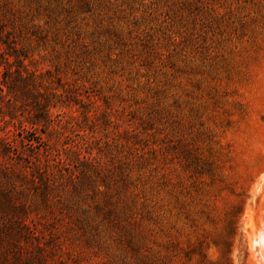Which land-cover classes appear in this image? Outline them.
Here are the masks:
<instances>
[{"label": "rangeland", "instance_id": "1", "mask_svg": "<svg viewBox=\"0 0 264 264\" xmlns=\"http://www.w3.org/2000/svg\"><path fill=\"white\" fill-rule=\"evenodd\" d=\"M0 18L46 93L60 94L41 159L67 172L96 157L112 195L95 212L99 179L79 194L65 186L49 215L0 175V264L20 201L31 203L22 216L46 264L253 263L250 223L264 222V0H0ZM5 105L0 134L19 145L30 112Z\"/></svg>", "mask_w": 264, "mask_h": 264}, {"label": "trees", "instance_id": "2", "mask_svg": "<svg viewBox=\"0 0 264 264\" xmlns=\"http://www.w3.org/2000/svg\"><path fill=\"white\" fill-rule=\"evenodd\" d=\"M17 44L13 31L7 29V23L0 18V67L2 66L0 68V99H5L8 112L16 110L22 113H25V110L30 112L25 117L30 127L20 122L19 145L14 138H9L8 133L0 134V175L6 182L10 181L6 189L21 195L31 193V196L36 199L34 202L36 206L40 204L51 215L55 210L61 212L63 196L60 190H64L65 186H70L73 194H79L86 185L94 184L99 179L106 187L105 190L100 191L94 186L92 189L94 193H101L104 198L102 204L96 203L93 206L94 211L99 212L102 206L112 204V195L108 190L111 187L106 179L108 174L99 172L101 169L96 168V157L83 156L81 166L67 172L63 169L54 172L48 169V158L41 159L43 153L49 152L50 149L41 134L49 133V130L57 131L59 128L58 120L51 109L61 100L58 98L60 94L52 91L46 93L47 90L38 79V74L25 64L24 60L27 58L25 46ZM41 88L44 90L41 91ZM51 97L57 98L56 101H52ZM28 104L31 108H21ZM8 114L11 115V113ZM16 164H20L24 168L23 171ZM25 182L29 184L28 187ZM121 184L125 185L124 179H121ZM30 206L31 203L19 202L17 207L21 216L14 222L17 224L4 233L6 236L4 239L11 242L8 247H2L4 254L1 252V258L4 264H46L42 256L45 242L40 241L37 228L30 227L29 223L23 219ZM48 224L53 226L54 222L50 221ZM50 235L53 237L54 232H50ZM6 251H9L10 255Z\"/></svg>", "mask_w": 264, "mask_h": 264}, {"label": "bare ground", "instance_id": "3", "mask_svg": "<svg viewBox=\"0 0 264 264\" xmlns=\"http://www.w3.org/2000/svg\"><path fill=\"white\" fill-rule=\"evenodd\" d=\"M261 223L260 228L253 222L250 223V247L253 253L252 258H254L252 264H264V222L261 221Z\"/></svg>", "mask_w": 264, "mask_h": 264}]
</instances>
